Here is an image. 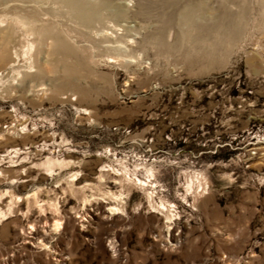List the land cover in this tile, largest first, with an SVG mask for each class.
Segmentation results:
<instances>
[{
    "label": "rangeland",
    "instance_id": "rangeland-1",
    "mask_svg": "<svg viewBox=\"0 0 264 264\" xmlns=\"http://www.w3.org/2000/svg\"><path fill=\"white\" fill-rule=\"evenodd\" d=\"M109 1L143 12L0 2V29L24 16L79 46L27 54L15 27L4 47L0 264H264V0L210 1L201 29L179 15L188 0ZM124 20L148 29L114 39Z\"/></svg>",
    "mask_w": 264,
    "mask_h": 264
},
{
    "label": "bare ground",
    "instance_id": "bare-ground-1",
    "mask_svg": "<svg viewBox=\"0 0 264 264\" xmlns=\"http://www.w3.org/2000/svg\"><path fill=\"white\" fill-rule=\"evenodd\" d=\"M53 1H54L55 5L58 6V7L57 6L56 7L59 10H62L64 13H66L71 18H74L77 21L83 20V22L86 19L89 20V19L95 18L97 15H99L101 13L108 14L110 17L109 18L110 20H112V21L116 20L117 21V20H121V19H124L126 17H129L130 15H131V17H133L135 14H137L141 10L140 1L134 7H131L129 5H128L129 6L128 7L127 4H125V3H122V2L118 3V2L109 1V0H53ZM210 1L212 2L214 0H190V1L188 0V1H186V3L179 8L180 9L179 15L181 17H183L185 25L189 26V27L193 26L194 28L197 26L198 29H201L202 28L201 24H199L198 22L200 20L201 21L204 20V18L206 16L205 14L208 11V8L210 5ZM0 2L6 3V2H9V0H0ZM147 12H148V10H147ZM240 14H241L240 10L235 11V18L240 17ZM231 21H233V19ZM3 22H4V19H2L0 17V27H1V24ZM132 22L134 24L131 25ZM228 24H226V23L225 24H219V25L216 24L214 26L209 25L207 27V29L208 30H217V31L223 32V31H226L228 29V27H229ZM109 25H110V27H108L107 29L111 30L110 34H114V36H113L114 39L118 38L119 36H122L121 34H123V32L125 35L126 33H130L132 31L139 33V29H141V28L144 31L146 30L145 28L148 29V27H145L144 25L143 26L145 28L142 25H139L138 27H136L137 25H135V22L133 20H131V21L124 20V23H122V24L119 22L111 23L109 21ZM15 27H18V29L23 30L24 33L26 35H28L27 39L25 40V42H26L25 47H27L26 48L27 50L25 49L26 50L25 53H27V54H30L34 48L35 49L37 48V52L35 55L38 56V54H40V48L41 47H50V48H52V50H55L56 48H60L65 55L69 54V55H72L74 58L76 57L74 50H76L77 47H79V46H78V43L72 39L73 37L69 34V31L67 29H64V28L60 29L57 24H50V23L48 24V23H44V22L37 20V19L27 18L24 16H17L15 18L11 19L10 24L6 28L0 29V60L3 59L5 56V54H3L4 47H8L7 44L10 43L9 41H10L11 36L14 33ZM164 28H165V26L155 25L154 27L152 26L150 28V32H156L159 34ZM171 28L172 27H170L168 29L171 30ZM102 33H103V31H102ZM170 33H171V31H170ZM233 36H235V35H233ZM30 37H32V38H30ZM130 41L132 43V40H130ZM35 55L33 57H35ZM30 58H32V57H30ZM38 63H39V60L37 59V57H35L32 61L30 60L28 68L29 69L35 68L38 65ZM75 65L76 64H74V66ZM17 75H20V73L17 72ZM71 81H72V79H71ZM71 81H70V79L64 80L62 83V84H64V86L63 85L57 86L54 91L59 93V91L63 87L65 88V86H71L72 88H74V83L71 84ZM52 162L53 161L49 158L46 160L48 169H49V167H51ZM56 164H60V163H56ZM191 184H192L191 182L189 184H187V187L191 188ZM118 207L116 204H111L106 209L107 213L109 215L118 214L119 213ZM160 210H167L166 207L164 206V204H162V203L160 204ZM3 216H5V213L0 214V218H2ZM166 218L168 220L170 219L169 216H166ZM58 224L59 223L56 220L52 224V227H50L51 228L50 231H55L57 229L56 227ZM42 235L43 234H41L40 232H36L34 234V236L32 237V239L33 238L36 239V242L38 244H41L43 246V248H46L47 246L45 244H42V242H43Z\"/></svg>",
    "mask_w": 264,
    "mask_h": 264
},
{
    "label": "clouds",
    "instance_id": "clouds-1",
    "mask_svg": "<svg viewBox=\"0 0 264 264\" xmlns=\"http://www.w3.org/2000/svg\"><path fill=\"white\" fill-rule=\"evenodd\" d=\"M57 227H58V225H57Z\"/></svg>",
    "mask_w": 264,
    "mask_h": 264
}]
</instances>
